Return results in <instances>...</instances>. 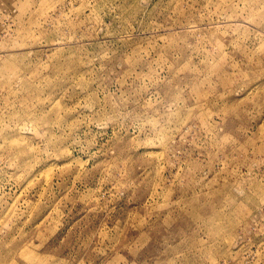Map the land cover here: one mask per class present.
Returning a JSON list of instances; mask_svg holds the SVG:
<instances>
[{
  "label": "rangeland",
  "instance_id": "374dc122",
  "mask_svg": "<svg viewBox=\"0 0 264 264\" xmlns=\"http://www.w3.org/2000/svg\"><path fill=\"white\" fill-rule=\"evenodd\" d=\"M0 264H264V0H0Z\"/></svg>",
  "mask_w": 264,
  "mask_h": 264
}]
</instances>
